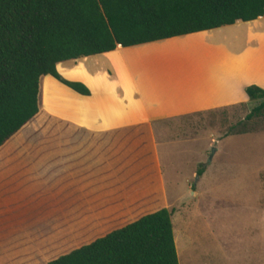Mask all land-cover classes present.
Listing matches in <instances>:
<instances>
[{"label": "rangeland", "instance_id": "rangeland-1", "mask_svg": "<svg viewBox=\"0 0 264 264\" xmlns=\"http://www.w3.org/2000/svg\"><path fill=\"white\" fill-rule=\"evenodd\" d=\"M251 36L260 40L256 52H264V35ZM205 38H188L162 51L176 61L208 62L213 57L206 51L222 50L223 42ZM243 64L246 68L240 59ZM47 89L48 83L45 96ZM259 103L164 120L166 131L156 136L159 182L143 183L136 170L110 178L116 183L88 194L94 197L89 209L62 208L73 203L66 191L78 186L62 187L54 176L61 146L70 158L72 137L87 135L38 114L0 147V264H46L161 208L173 212L179 264H264V116L250 133L225 135ZM143 139L128 138L137 156L146 147ZM62 188L68 200H60Z\"/></svg>", "mask_w": 264, "mask_h": 264}, {"label": "crops", "instance_id": "crops-1", "mask_svg": "<svg viewBox=\"0 0 264 264\" xmlns=\"http://www.w3.org/2000/svg\"><path fill=\"white\" fill-rule=\"evenodd\" d=\"M263 30L264 15L128 47L118 45L109 52L56 64L64 79L84 84L90 95L74 91L51 75L41 76L38 114H46L87 135L72 137L70 158L64 157L61 146L60 161L55 162V180L62 187L78 186L66 191L73 203L62 208L89 209L90 198H94L88 197L89 193H99L100 186L116 183L110 178L128 177L131 171L140 172L145 184L159 182L154 176L157 168L158 178L161 174L156 136L166 131L164 120L247 103L250 100L246 87L264 89V52L259 48L256 52L253 47L260 40L251 36L257 32L262 36ZM196 36L223 42V49L206 51L213 57L208 62L176 61V56L162 51ZM240 59L246 62V68L244 64L239 66ZM47 83L50 89L45 96ZM135 135L147 138L143 139L146 147L138 156L128 141ZM61 192L60 200H68L63 196L64 188Z\"/></svg>", "mask_w": 264, "mask_h": 264}, {"label": "trees", "instance_id": "trees-1", "mask_svg": "<svg viewBox=\"0 0 264 264\" xmlns=\"http://www.w3.org/2000/svg\"><path fill=\"white\" fill-rule=\"evenodd\" d=\"M263 15L264 0H0V147L38 114L41 76L90 95L58 73V62ZM245 92L260 103L226 136L252 132L264 116V89ZM172 213L145 214L46 264H179Z\"/></svg>", "mask_w": 264, "mask_h": 264}]
</instances>
